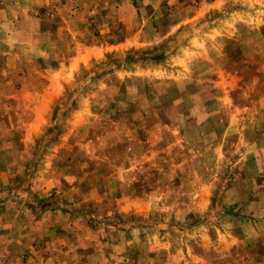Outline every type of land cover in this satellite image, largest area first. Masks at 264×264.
Segmentation results:
<instances>
[{"label":"rangeland","instance_id":"374dc122","mask_svg":"<svg viewBox=\"0 0 264 264\" xmlns=\"http://www.w3.org/2000/svg\"><path fill=\"white\" fill-rule=\"evenodd\" d=\"M0 264H264V0H0Z\"/></svg>","mask_w":264,"mask_h":264}]
</instances>
